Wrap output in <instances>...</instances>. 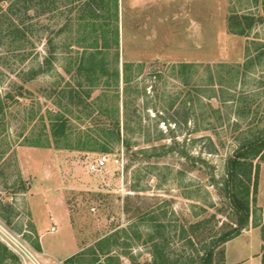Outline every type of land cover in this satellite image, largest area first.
I'll use <instances>...</instances> for the list:
<instances>
[{"label": "rangeland", "instance_id": "374dc122", "mask_svg": "<svg viewBox=\"0 0 264 264\" xmlns=\"http://www.w3.org/2000/svg\"><path fill=\"white\" fill-rule=\"evenodd\" d=\"M116 2L117 45L112 8L98 16L108 21L107 46L99 28L84 41L97 37L108 64H117V85L74 75L82 49L76 7L0 0V242L18 256L0 264H23L9 239L42 264H150L153 241L163 252L157 264H200L211 237L232 226L225 161L264 126V0ZM230 13L250 17L242 33L227 29ZM123 61L131 62L125 84ZM179 61L195 65L180 70ZM54 113L66 119L70 146L52 138ZM97 158L103 165L89 170ZM249 207L240 232L256 226L253 200ZM99 237L109 258L92 251ZM258 244L256 230L243 232L214 248L211 261L224 264L225 252L233 264Z\"/></svg>", "mask_w": 264, "mask_h": 264}, {"label": "trees", "instance_id": "16d2710c", "mask_svg": "<svg viewBox=\"0 0 264 264\" xmlns=\"http://www.w3.org/2000/svg\"><path fill=\"white\" fill-rule=\"evenodd\" d=\"M42 1V9L48 8L50 4H53V0ZM63 5L68 9L72 7L77 8V14L74 16L76 24L81 27V35L79 38L82 40L80 46L82 47L80 53L76 56L74 63V75L80 76L86 79L88 84H94L95 78H99L100 76L105 75L107 78L110 77L113 84L118 83L119 79V71L117 64L109 65L108 61L105 59L107 51L102 49L100 46H107V38L105 36V28L104 24H107V20L102 18V20H98L99 12L101 10H107L112 8L113 12V30H112V42L116 46L117 45V28H116V9L117 2L116 0H64ZM55 6V5H53ZM1 9V4H0ZM263 16H264V5H263ZM245 14L237 15L235 13H230L227 16L226 26L229 31L242 33L243 25L242 19H248ZM70 21V20H69ZM249 21L247 20L245 25H248ZM95 28L100 29V38L101 43L100 46H97V37L92 36L89 41H84L86 37L91 36L90 32H93ZM97 35V34H95ZM115 63L117 62V50H115L112 54ZM131 64L129 61H123L121 67V80L125 84L128 80V76L126 70L128 66ZM218 64H221L219 62ZM192 65H195L189 61H179L178 66L180 70H184L185 68H190ZM30 74L34 73V69H29ZM211 77V74L209 73ZM209 77V78H210ZM211 79V78H210ZM79 82V81H78ZM80 84V83H78ZM115 86V85H114ZM70 95L79 97V90L72 88L68 89ZM88 93V89L84 91V94ZM1 104V103H0ZM2 107V106H0ZM49 129L52 135L53 140L58 142V140H63L61 143L62 146H70L71 144L67 141L68 130L67 123L64 117H59L55 113L49 115ZM115 137L117 140H120V133L118 130V121L115 119ZM77 141H79V136H77ZM85 141L87 138L84 139ZM29 145H44V143L40 140H29L26 142ZM57 144V143H56ZM76 147H82L81 144L76 143ZM104 145H100V149H105ZM260 159L264 160V126L261 130H258L257 133H251L250 136L243 137L236 147L232 150V153L227 156L225 163V174L226 181L225 185L227 188V196L230 205L233 207L234 217L232 218V226L226 231L218 232L211 237V243L207 248H204L201 254L199 255L200 264H214L212 263V254L213 249L216 248L219 244L223 243L227 239L233 237L238 234L242 227L247 224L248 217L250 213L249 203L253 200L255 202V190H256V180H257V171H258V162L255 161L252 168V159ZM245 179V181L243 180ZM251 180V190H249L248 181ZM250 199L248 198L249 193ZM257 207V206H256ZM259 207H257V210ZM252 225H257L259 227V234L264 242V223L260 220L259 214L257 218L254 217L251 220ZM106 237H99L94 242L96 244L95 248L92 249L93 252H98L105 254L106 257H110L108 254L109 249H105L102 246V240H105ZM158 244L156 241H153V248L151 250L152 259L150 264H157L158 258L163 256V252L161 249H157ZM35 247L38 248V245L35 243ZM97 250V251H96ZM82 249L69 254L64 257L63 262H72L76 258L82 254ZM222 253V249L219 251ZM11 257L13 260L18 261V256L11 252L8 247L0 242V263L6 257ZM97 257H91L89 261L95 260ZM260 264H264V243L261 244V252H260Z\"/></svg>", "mask_w": 264, "mask_h": 264}, {"label": "crops", "instance_id": "0c3cea01", "mask_svg": "<svg viewBox=\"0 0 264 264\" xmlns=\"http://www.w3.org/2000/svg\"><path fill=\"white\" fill-rule=\"evenodd\" d=\"M258 173H257V180H256V193H255V204L257 207H259L258 209V214H259V217H260V220L264 223V189L263 190H260L261 187L264 188V160L260 161L259 164H258ZM256 230L259 234V229H258V226H253L249 229H243V231L239 232L238 234L234 235L233 237L241 234V233H247V232H252ZM232 238V237H231ZM229 238V239H231ZM229 239H227L226 241H228ZM264 243L260 237V234H259V244H258V249L253 252L251 254V256H244L242 258H239L235 261H233L232 263L235 264L237 262H239L240 260L244 259V261H248L250 258H254V261L253 263L254 264H260V251L259 249L261 248V244ZM72 254V253H71ZM68 256V255H66ZM223 262L225 264V252H224V259H223Z\"/></svg>", "mask_w": 264, "mask_h": 264}, {"label": "built area", "instance_id": "2783aa9c", "mask_svg": "<svg viewBox=\"0 0 264 264\" xmlns=\"http://www.w3.org/2000/svg\"><path fill=\"white\" fill-rule=\"evenodd\" d=\"M103 159L97 158L92 162L87 164V168L91 171L98 170L103 165ZM1 226V223H0ZM54 224L49 225V230H54ZM9 245H11L22 257L23 264H42L38 258L37 253L33 251L27 244L21 243V241H14L13 239H9L7 241Z\"/></svg>", "mask_w": 264, "mask_h": 264}]
</instances>
